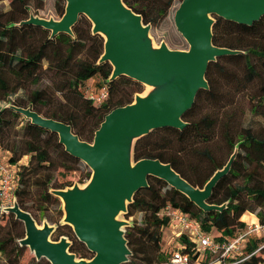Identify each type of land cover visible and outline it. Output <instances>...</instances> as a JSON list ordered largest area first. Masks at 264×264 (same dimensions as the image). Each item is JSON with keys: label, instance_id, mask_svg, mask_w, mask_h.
<instances>
[{"label": "trees", "instance_id": "trees-1", "mask_svg": "<svg viewBox=\"0 0 264 264\" xmlns=\"http://www.w3.org/2000/svg\"><path fill=\"white\" fill-rule=\"evenodd\" d=\"M157 1L159 0H124L130 8L144 18L145 24L155 21L146 13L149 7L147 3L155 5ZM173 1L163 2L166 3L163 7L158 3L154 8L155 13L159 16L165 15ZM30 3L31 0H12L10 10L0 13V87L5 93L0 100L7 99L21 87L11 90L13 81L38 82L40 71L44 67V62L47 61L49 69L53 68L54 74L63 75L65 78L70 76V79L66 80V87L73 95L74 101L67 108L54 105L48 90L43 89L36 90L29 96V106H25L23 101L18 100L0 109V145L12 152L10 162L18 164L24 156L31 155L29 165L20 168L21 183L16 191V197L21 209L30 212L36 219L33 206L27 205L30 181L33 186L37 184V188H42L41 198L44 202L60 203L53 191L63 190L73 184L54 183L51 170L60 166L68 172L80 170L82 161L66 152L57 133L35 125L29 118L18 112L16 107L30 108L43 117L69 124L82 141L92 143L105 117L116 108L132 104L133 97L142 92L144 84L126 76L111 80L112 65L109 62H100L104 53V37L91 33L93 25L90 19L81 16L73 28L72 35L62 33L52 37V32L44 27L24 23L29 19ZM58 5L60 6L59 15L62 18L66 11V1L58 0ZM214 19L213 44L220 48L239 51L237 54L222 55L210 64L207 72L209 89L201 90L196 97L197 100L205 93L219 103L222 98L216 94V91L222 86L224 80L232 77L234 79L231 80L235 82L236 74L231 76L229 73L231 69L244 62L248 63L252 55L264 57V17L252 26L217 16ZM97 42L100 43L102 50L100 48L95 52L93 44ZM84 51L88 52L89 57L78 60L79 55ZM247 65L250 71L251 65L249 63ZM97 75L106 81L109 88V98L101 106H96L92 100L84 97L81 91L83 84ZM238 83H241V79L237 81ZM59 90L63 91L62 88ZM68 98L71 100L70 96ZM195 105L196 101L193 108L184 116V120L189 123L185 131L196 126L188 120L192 116ZM20 125L21 130H18ZM201 125L211 128L214 123L212 120L203 119ZM163 130L175 129L164 128L157 131ZM13 131L20 132L19 142L11 137L14 136ZM185 131L180 133L183 134ZM234 153L236 157L230 172L219 181L209 199L210 204L219 206L226 204L227 207L222 211H204L166 181L155 177L149 178V186L139 190L128 205L126 213L128 218L142 213L143 219L141 223L134 220L126 231V239L132 252L130 261L126 264H136L133 261L147 259V264H160L165 261L166 257L157 252L161 247V230L169 222L168 218H161L159 212L167 205L179 208L197 219L205 231L212 232L216 229L222 236L234 235L238 229L245 227L249 220H241L244 214L254 213L253 211L258 208H261L257 214L258 219L264 224V180L259 178L260 175L264 176V138L257 136L251 129H247L239 139ZM91 174L92 172L87 175V180ZM242 174L245 176L244 184L233 187L234 179L232 178H239ZM60 211L62 212V209ZM6 213H9L14 223L20 221L11 212H5L2 215ZM57 231H59L58 238L53 239L54 241H59L65 236L71 242V253L80 259L93 258V253L78 239L72 226L58 223ZM261 243L260 240H254L248 248L249 252L258 249ZM7 245L8 240H0V250L5 251L7 255L6 263L20 264L17 257L20 256L24 246L17 245L14 248V259L8 255ZM151 253H157V255L152 256ZM263 257L264 248L243 264H261L264 261ZM29 264H51V262L46 258L41 260L36 258Z\"/></svg>", "mask_w": 264, "mask_h": 264}, {"label": "water", "instance_id": "water-1", "mask_svg": "<svg viewBox=\"0 0 264 264\" xmlns=\"http://www.w3.org/2000/svg\"><path fill=\"white\" fill-rule=\"evenodd\" d=\"M65 1L61 20L30 17L24 23L42 26L54 37L72 35L80 17L87 16L93 33L106 38L100 62L111 63V80L126 76L144 85L167 88L148 99L137 98L136 103L114 109L95 133L93 143L82 141L69 124L43 117L30 108L16 107L35 125L57 133L66 152L90 167L92 179L86 192L74 186L53 193L64 201V224L73 227L78 239L93 253L92 259L78 260L70 252L67 237L53 241L55 229L49 224L39 227L17 201L7 211L24 223L26 237L20 244L30 247L38 260L46 258L51 264H126L132 252L123 230L125 224L117 218L127 213L135 194L149 186L150 177L166 181L204 211L227 207L210 204L209 199L230 172L236 153L199 189L158 160L146 158L132 166L131 143L133 138L154 130L187 126L184 116L193 108L198 93L209 89L210 64L222 55L239 53L213 44L214 17L252 26L264 17V0H183L175 14L176 27L189 44V49L182 51L167 46L153 50L146 40L149 26L123 0Z\"/></svg>", "mask_w": 264, "mask_h": 264}, {"label": "rangeland", "instance_id": "rangeland-1", "mask_svg": "<svg viewBox=\"0 0 264 264\" xmlns=\"http://www.w3.org/2000/svg\"><path fill=\"white\" fill-rule=\"evenodd\" d=\"M11 1L12 0H2L0 2V13L10 10ZM166 1L167 0H159L155 5L150 2L147 3L149 7L146 9V13H148L150 19H155V21L150 24H145L144 18L142 17L144 25L149 26V34L146 40L149 41L153 50H159L162 46H167L171 50H188L189 44L178 31L175 23L176 11L183 0H174L166 14L159 16L158 13H155L154 8H156L158 3L163 7L166 4L163 2ZM125 5L128 6L126 3ZM37 6H41V8H37ZM59 8L58 0H31L28 17L29 19L30 17H36L59 21L61 20ZM85 17L88 18L87 16ZM91 25L93 24L91 23ZM92 32L93 28L91 30V33ZM104 40H106L105 37ZM93 45H95V52L99 51L100 48L102 50L100 43L97 42V44L94 43ZM86 57H89V54L84 51L79 55L78 60L85 59ZM249 60L248 63L251 65L252 73L251 70L249 71L248 69L247 62L234 66L229 73H231V76L236 74L235 82L231 80L234 79L232 77L226 78L222 86L216 91V94H219V96H221L220 98H222L219 103H216L214 101L215 99H212L211 96L205 93L197 98L192 116L188 119L196 126L191 127V129L187 131H185V129L188 125L183 129L173 128L176 131L154 130L143 137L133 138L131 143V165L134 166L137 161L142 159H155L163 164L170 165L176 173L194 187L203 189L214 173L221 170L223 166H226L245 130L251 129L257 136L264 138V57L252 55L249 57ZM53 71V68L49 69V64L45 61L44 67L40 71L38 82L24 81L23 83H17L13 81L10 88L11 90H15L18 86L21 87L15 94L12 93L13 95H9L7 99L0 100V109L18 100L23 101L22 103H24L25 106H29V96L32 95L34 91L43 89L48 90L54 105L66 106V108L71 106L74 102L73 95L66 87V80L70 79V76L65 78L63 75L54 74ZM240 79L241 83L237 84V81ZM104 84H106V81L100 75H97L86 81L81 87V91L84 97L88 98L91 92L100 93V89ZM60 88H62L63 91H60ZM165 88H167V86L153 87L143 85L142 92L133 97V103H136L137 98L148 99L153 97ZM4 95L5 93L0 87V98L4 97ZM69 96L71 100L68 98ZM203 119L212 120L214 123L213 127L209 128L205 125H201ZM183 122H186L184 118ZM19 129L21 130V125L18 127V130ZM182 131L185 132L181 134L180 132ZM13 135L14 136H11L15 138L13 140H18L19 142L21 138L20 132L13 131ZM11 156L12 152L0 145V163L8 165L10 170L17 175L16 178L19 181L17 185L18 190L21 183L20 168L21 166L29 165L31 155L24 156L18 164H12L10 162ZM81 166L80 170L71 172L65 171L62 166L57 169H52L51 175L53 176V182H58L59 184H61V182H70L73 185L66 187L64 190L77 186L82 192H86L92 179V174L89 180H87V175L92 171L84 162L81 163ZM250 172L252 171L250 170ZM244 178L245 176L243 174L240 175L239 178H232L234 179L232 186L243 185ZM259 178L264 180L263 175H260ZM29 190L30 193L27 199V205L33 206V212L37 220L33 218L36 220L39 227H43L45 224L52 226L55 230L51 238L52 240L58 238L59 231L56 232L58 223L64 224L67 215L65 209H63L64 201L58 197L60 203H55L53 201L44 202L41 198L42 188H37V184L33 186L32 181H30ZM14 195L15 200L13 206L15 201H17L16 193H14ZM36 208L41 210L38 211ZM61 209L62 212L60 211ZM260 211L261 208H258L253 211L254 213L247 212L244 216L248 215L250 222L254 221L253 218L259 221L257 214ZM142 219V213H137L135 216L128 218L126 214L122 212L118 216L117 221L125 224L123 230L126 233L129 227L128 225L132 224L134 220L141 223ZM241 220L244 221L243 218ZM161 232V247L157 253H161L166 257V260L170 255V250L175 246L176 241L174 240L173 243L170 244L172 231L168 227L163 228ZM211 234L219 236L221 233L213 229ZM24 237H26V229L23 222L18 221L14 223V221L10 219L9 213L4 215L0 214V240H8L7 252L10 257H15V254H13L15 251L14 248H16L17 245H21L20 240ZM150 250L153 251L152 249ZM157 253L151 254L152 256H156ZM33 259H36L35 253L32 252L28 246H24L20 256L17 257L20 264H29ZM77 259L80 260L78 257ZM147 261L148 259L133 262L136 264H147ZM6 262V252L0 250V264H7ZM262 264H264V261Z\"/></svg>", "mask_w": 264, "mask_h": 264}, {"label": "built area", "instance_id": "built-area-1", "mask_svg": "<svg viewBox=\"0 0 264 264\" xmlns=\"http://www.w3.org/2000/svg\"><path fill=\"white\" fill-rule=\"evenodd\" d=\"M96 106H101L109 98L107 83L100 93L88 96ZM17 175L8 165L0 163V213L13 207L18 185ZM251 215V214H250ZM161 218H168L164 228L172 231L170 244L176 241L169 257L160 264H243L264 248V224L247 221L246 226L231 236H215L203 229L200 222L179 208L167 205L159 212ZM254 240L262 241L253 252L248 248ZM262 264V263H261Z\"/></svg>", "mask_w": 264, "mask_h": 264}, {"label": "bare ground", "instance_id": "bare-ground-1", "mask_svg": "<svg viewBox=\"0 0 264 264\" xmlns=\"http://www.w3.org/2000/svg\"><path fill=\"white\" fill-rule=\"evenodd\" d=\"M186 123H187V122H186ZM187 124H189V123H187ZM243 219H244V220H249V216H248V215H245V216L243 217ZM253 220L256 221L255 218H253Z\"/></svg>", "mask_w": 264, "mask_h": 264}, {"label": "flooded vegetation", "instance_id": "flooded-vegetation-1", "mask_svg": "<svg viewBox=\"0 0 264 264\" xmlns=\"http://www.w3.org/2000/svg\"><path fill=\"white\" fill-rule=\"evenodd\" d=\"M4 213H5V212H4ZM0 214H1V213H0ZM2 214H3V213H2ZM2 214H1V215H2Z\"/></svg>", "mask_w": 264, "mask_h": 264}]
</instances>
